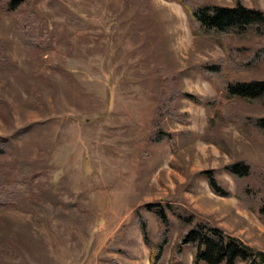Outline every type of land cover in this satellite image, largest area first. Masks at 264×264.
Masks as SVG:
<instances>
[{"label": "rangeland", "instance_id": "1", "mask_svg": "<svg viewBox=\"0 0 264 264\" xmlns=\"http://www.w3.org/2000/svg\"><path fill=\"white\" fill-rule=\"evenodd\" d=\"M193 27L178 0H26L16 10L0 0V137L13 146L0 154V183L15 185L24 162L31 183L26 209L0 208V264H147L137 210L153 240L159 221L146 203L167 206L172 220L159 264H168L178 213L264 249L257 202L225 167L249 161L245 183L264 192V140L221 120L229 98L201 68L221 61L231 79L264 77V60L242 67L264 36L225 40ZM167 86L178 93L175 116L157 113ZM234 103L264 115L261 101ZM216 121L230 152L209 138ZM204 169L229 194L214 192ZM192 260L186 244L183 264Z\"/></svg>", "mask_w": 264, "mask_h": 264}, {"label": "trees", "instance_id": "2", "mask_svg": "<svg viewBox=\"0 0 264 264\" xmlns=\"http://www.w3.org/2000/svg\"><path fill=\"white\" fill-rule=\"evenodd\" d=\"M26 0H6V7L9 10H16ZM189 14L195 33L201 34H221V38L227 39V35L239 37L264 36V8L250 6L242 0H235L234 5L220 3H195L194 0H178ZM260 60H264V44L257 50L249 54L248 58L242 62V67L248 68L257 65ZM46 71L50 69L51 62L45 57L43 62ZM201 68L208 72L215 81L219 89H222L229 100L222 109L217 112L220 118L233 119L239 130L243 133H255L264 140V115L255 116L238 113L235 111L234 102L239 99L248 101H261L264 103V77L249 80L231 79L223 73L221 61L212 64H202ZM167 85V84H166ZM178 93L169 90L167 86L162 92L160 104L157 108L158 114L175 116L174 102ZM195 101H200L195 95L188 94ZM216 100L211 98L206 102L214 103ZM208 131L209 138L219 146L230 150L227 143L216 134V125ZM159 133V134H158ZM169 135L170 132H165ZM160 134L158 130L156 137L166 138L168 135ZM174 144L173 136L167 137ZM12 143L9 139L0 137V154L12 150ZM30 163L24 162L19 167L17 176L19 181L10 186L0 183V208L10 206L14 208H25V198L30 191L31 183L25 175ZM226 169L231 172L239 183V193L242 197L250 195L249 200L254 198L256 205L264 217V192L261 188H254L249 182L245 183L246 178L251 174L253 165L245 159H234L226 164ZM211 189L221 195L229 194V190L222 186L212 169H204ZM248 198V197H247ZM145 207L153 211L159 221L158 235L155 240L150 238L148 219L137 210V223L141 228L143 239L150 247V264H159L163 258V252L170 243V231L172 220L169 216L167 206L159 203H146ZM178 236L171 245V252L168 264H183V247L191 244L193 247L192 264H264V249L253 247L236 235L227 232L218 225H214L205 220H196L193 214L178 213Z\"/></svg>", "mask_w": 264, "mask_h": 264}, {"label": "crops", "instance_id": "3", "mask_svg": "<svg viewBox=\"0 0 264 264\" xmlns=\"http://www.w3.org/2000/svg\"><path fill=\"white\" fill-rule=\"evenodd\" d=\"M145 259H146V263L150 264V253H149V251H147Z\"/></svg>", "mask_w": 264, "mask_h": 264}]
</instances>
